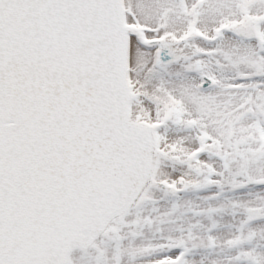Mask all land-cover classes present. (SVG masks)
<instances>
[{
  "label": "snow or ice",
  "instance_id": "6c2138e0",
  "mask_svg": "<svg viewBox=\"0 0 264 264\" xmlns=\"http://www.w3.org/2000/svg\"><path fill=\"white\" fill-rule=\"evenodd\" d=\"M0 264H264V0H0Z\"/></svg>",
  "mask_w": 264,
  "mask_h": 264
}]
</instances>
